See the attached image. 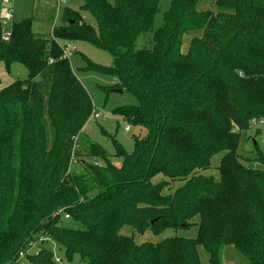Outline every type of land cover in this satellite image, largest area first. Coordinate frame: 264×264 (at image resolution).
Masks as SVG:
<instances>
[{
  "label": "trees",
  "instance_id": "16d2710c",
  "mask_svg": "<svg viewBox=\"0 0 264 264\" xmlns=\"http://www.w3.org/2000/svg\"><path fill=\"white\" fill-rule=\"evenodd\" d=\"M160 11L161 0H83L50 38L25 20L5 42L0 26V62L29 71L0 89V264L16 263L42 236L73 264H201L199 244L210 264H221L227 246L264 264V151L255 144L254 158L240 154L242 133L264 120V0H173L154 29ZM149 33L152 47L139 48ZM60 42L93 45L113 66L75 51V72ZM78 74L107 80L98 87L104 106L114 90L134 101L111 112L148 136L134 139L132 154L114 141L120 164L93 143L88 161L78 158L99 113ZM219 154V174H203ZM61 208L76 227L55 217ZM193 226L196 239L138 244L123 233ZM27 259L56 264L51 249Z\"/></svg>",
  "mask_w": 264,
  "mask_h": 264
},
{
  "label": "rangeland",
  "instance_id": "374dc122",
  "mask_svg": "<svg viewBox=\"0 0 264 264\" xmlns=\"http://www.w3.org/2000/svg\"><path fill=\"white\" fill-rule=\"evenodd\" d=\"M172 2L173 0H161V11L156 17L154 29H158L161 26L163 15L169 10ZM58 3L59 0H9V3L5 4L3 0H0V26L4 31H8L12 24L30 20L32 22L31 30L35 35L50 38L54 28H59L63 25L65 10L69 8L79 11L80 4L83 3V0H69L67 4L62 3L59 10ZM5 11H9L12 14L11 21L7 22L3 19V13ZM85 21L93 23L87 18V16H85ZM152 41L153 35L151 33L141 36L138 40V47L150 48L152 47ZM60 44L63 46L67 45V43L63 42H60ZM67 46H69L72 53L78 51L97 65L107 68L113 66V57L109 53L104 52L93 45L88 43H72ZM72 62L73 68L76 72V68L82 65V63L78 57H74ZM28 76L29 71L23 64L13 63L8 71L5 64L0 62V89L9 87L16 81H24ZM78 76L88 91L94 94L95 98H93L95 107L98 112L101 113L100 116H93L85 126L80 138L79 146L76 147L80 154L78 158L88 161L86 158V151L88 150L89 144L93 143L105 150L112 160L116 161V164H120L119 159L114 157L116 154L114 141L120 144L127 153L132 154L135 151L134 139L138 138L140 140H146L148 136V131L146 129L135 127L131 123L125 122L122 118L113 115L111 112V110L116 107L131 104L134 101L128 94H112L109 102L104 106L105 93H103L98 87L110 85L107 80L100 76L87 77L82 74H78ZM127 127L130 128V131H126ZM255 144H258V147L264 151V125H258L251 130L242 133L240 154L243 158H254ZM221 157L222 154L213 157L211 160V168L204 171L203 174L206 176L218 175L219 173L217 169L220 165ZM163 179L166 178L158 176L155 178V182L158 183ZM181 184L182 183L179 182L173 183L172 192L180 187ZM165 192L167 193L168 191L166 190ZM198 220L199 219L197 218L195 221L198 222ZM63 223L64 226L68 228L76 227V223L69 221V219L65 220ZM123 233L129 236H134L135 241L138 244H142L146 242L157 243L174 235L196 239L198 228L193 226L186 230H168L161 235H156L151 231L140 235L126 229L123 230ZM54 243L56 244V242ZM42 248L50 250L52 245L50 242H47ZM197 249L201 264H210V256L205 246L199 244ZM33 252L36 253L37 251L33 250ZM220 261L221 264H249L246 257L234 246H227L222 249Z\"/></svg>",
  "mask_w": 264,
  "mask_h": 264
},
{
  "label": "built area",
  "instance_id": "2783aa9c",
  "mask_svg": "<svg viewBox=\"0 0 264 264\" xmlns=\"http://www.w3.org/2000/svg\"><path fill=\"white\" fill-rule=\"evenodd\" d=\"M5 4H8L9 3V0H3ZM69 0H59V3H58V10H59V7L62 3L64 4H67ZM3 19L5 21H11L12 20V14L9 12V11H5L3 13ZM11 37V31H7L4 33V36H3V40L5 42H8L9 39ZM60 48L62 49L63 51V57L62 59L64 60H71L72 59V56H73V53L72 51L70 50L69 46H63L60 44ZM54 60H50V63H53ZM101 113H98L96 114V116H100ZM252 124H254L255 126H258V125H264V120H261L259 123L256 122L255 120L252 122ZM126 131H130V128L127 127L126 128ZM74 162V160H73ZM55 217H62V219L64 220H68L70 219V216L66 213V210L61 208L59 209V211H57L55 213ZM47 242H50L51 245H52V248H51V251L53 252V255H54V262L56 264H73V263H69L65 260L64 257H62L59 252H58V246L54 243L53 240L47 238L46 236H42L40 239L36 240L35 242H32L28 249H27V252L23 255H21V257L16 261V263H12V264H31L28 262V259H27V256H30V255H33V254H38L41 250V248L43 247V245ZM33 250H36L37 252L34 253Z\"/></svg>",
  "mask_w": 264,
  "mask_h": 264
},
{
  "label": "water",
  "instance_id": "95a60500",
  "mask_svg": "<svg viewBox=\"0 0 264 264\" xmlns=\"http://www.w3.org/2000/svg\"><path fill=\"white\" fill-rule=\"evenodd\" d=\"M114 94H118V95H122L123 94V90H114L113 91ZM156 221H153L152 224H154Z\"/></svg>",
  "mask_w": 264,
  "mask_h": 264
}]
</instances>
